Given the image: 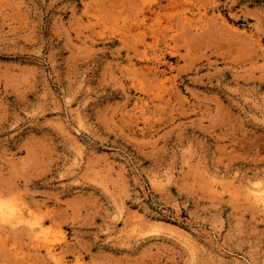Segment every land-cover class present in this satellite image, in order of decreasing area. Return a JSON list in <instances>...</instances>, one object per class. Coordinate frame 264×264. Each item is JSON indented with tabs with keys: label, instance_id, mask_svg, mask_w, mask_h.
Returning <instances> with one entry per match:
<instances>
[{
	"label": "rangeland",
	"instance_id": "obj_1",
	"mask_svg": "<svg viewBox=\"0 0 264 264\" xmlns=\"http://www.w3.org/2000/svg\"><path fill=\"white\" fill-rule=\"evenodd\" d=\"M201 2L0 0V205L66 264H264L247 196L264 189V0ZM143 3L164 9L130 31ZM179 27L204 49L149 62L169 92L127 71ZM38 235L0 220V264H58Z\"/></svg>",
	"mask_w": 264,
	"mask_h": 264
},
{
	"label": "bare ground",
	"instance_id": "obj_2",
	"mask_svg": "<svg viewBox=\"0 0 264 264\" xmlns=\"http://www.w3.org/2000/svg\"><path fill=\"white\" fill-rule=\"evenodd\" d=\"M143 1V0H142ZM146 1V0H145ZM166 1V0H165ZM170 1V0H169ZM200 1V3L202 4V2H201V0H199ZM164 2V1H163ZM192 2V1H191ZM146 3V2H145ZM170 3V2H169ZM197 4V3H196ZM216 4V3H215ZM200 5V4H199ZM141 6V5H140ZM201 6V5H200ZM216 6V5H215ZM141 8V7H140ZM136 8L134 7V10H135ZM164 9V6H163V4L162 3H159L156 7H154V6H152V5H148V6H145L144 5V3H143V7L138 11V16H139V19H140V17H143V18H141L138 22H137V26H136V28H134V27H130L129 29H130V31H132V30H134V29H137V30H141V29H145L146 28V26H147V22L148 21H150V20H152V17H159L160 16V13H161V11ZM136 10H138V9H136ZM197 10V9H196ZM208 10V9H207ZM199 12L197 13V12H195V13H197L198 14V17H199V21H197V19L195 18V21H197V22H202V20L204 19V16H206V14L207 13H205V14H202L203 12H201V10H198ZM137 12V11H136ZM135 12V13H136ZM204 12H207V11H204ZM131 14H132V12H130ZM134 13V12H133ZM134 13V14H135ZM188 13V11L186 12V13H182V15H181V23L183 22V23H185V24H189L190 26H192L193 24H194V27L196 26L195 25V23H197V22H193L192 20H193V18L191 19L190 18V14L188 15L187 14ZM193 13V12H192ZM130 14V15H131ZM141 15V16H140ZM192 15V14H191ZM193 15H196V14H193ZM132 16H135V15H132ZM174 16V15H173ZM214 16V15H213ZM213 16H212V19H213ZM129 18H131L130 16H128ZM171 16H169V18H170ZM193 17V16H192ZM197 17V16H196ZM197 17V18H198ZM210 16H208V18H209ZM172 18V17H171ZM170 18V19H171ZM174 18V17H173ZM207 18V19H208ZM218 18H220V17H218ZM118 20V19H117ZM179 20L177 19V22H179ZM209 20V19H208ZM205 22H207L206 20H204ZM211 21V20H210ZM210 21H208V22H210ZM130 22V21H129ZM172 22V21H171ZM176 22V23H177ZM204 22V24H206ZM214 22H217L216 20L214 21ZM162 23V22H161ZM175 23V24H176ZM181 23H179L180 24V26L182 25ZM171 24H173V23H170V27L172 26ZM178 24V25H179ZM198 24H200V23H198ZM203 24V25H204ZM125 25V24H124ZM160 25V24H159ZM189 25H188V27H189ZM201 25V28H199V27H197L196 26V28H195V30L198 32H200L202 29L204 30V29H206L207 30V28L205 27H202V24H200ZM200 25H198V26H200ZM207 25V24H206ZM205 25V26H206ZM186 26V25H185ZM185 26H183L182 25V27H183V29L185 28ZM208 26H210V24H208ZM182 27L180 28L179 27V30H174V33L172 34L171 33V35L169 36L168 35V33L170 32H168L167 33V31L166 32H163V31H161L162 33V35H161V37H163L162 38V40L164 41V44H165V48H163L162 46H161V38L157 35V34H155V31H153L154 33H153V39H154V44L153 45H151L150 47L151 48H153V50H154V54H153V56L154 57H151L150 55H149V52H147V49L148 48H145V50H144V52L142 53L143 55L141 56V61L143 62V63H145V64H147L144 68H141V69H137V64H134V62H132L129 66H128V68H127V71L130 73V71H135V72H137V71H144V70H147L148 71V74H149V76H151V79H152V81H151V79H150V81L151 82H153V85L154 84H156L157 86H158V89H164L165 87H166V81L168 80V81H171L170 79L171 78H167L166 77V75H165V73L164 72H162V71H159V69H160V67H159V69L156 67V65L154 66V67H151L150 66V61H152V59H154L155 60V62H157V60L159 61V62H163V61H165L166 60V58H167V56H171V57H181L182 59H185V54L183 55V53L182 52H180V50H181V48L183 47V48H185V50H186V52L187 53H189V51L188 50H190L189 48H190V45L192 44V42L188 39V37L190 38V37H192V40H193V43H196L195 45L197 46L196 48H200V44H198L197 42H198V39L200 40V38L198 37V35H199V32L197 33V40H196V36L194 35V36H191V35H193V34H191L190 32H191V30L194 28H192L190 31H189V33L191 34H188V35H190V36H188L187 38H186V36L184 35L185 34V32H182V33H179V31H180V29H182ZM187 27V26H186ZM176 28H177V26H176ZM169 29H171V28H169ZM186 29V28H185ZM190 28H188V30H189ZM168 30V29H167ZM188 30H186L187 32H188ZM205 30V31H206ZM182 31V30H181ZM185 31V30H184ZM204 31V32H205ZM202 32V31H201ZM200 32V33H201ZM206 32H208V31H206ZM205 32V33H206ZM195 33V34H196ZM202 34H203V32H202ZM202 34L201 35H199L200 37H201V39H202ZM126 36V35H125ZM203 36H205V34L203 35ZM130 37H133V36H130ZM168 37H170L169 39H170V41H173V45H171V44H168ZM193 37H194V39H193ZM126 38H127V36H126ZM130 38H129V36H128V40H129ZM132 39V38H131ZM136 39V38H135ZM152 39V40H153ZM128 40H124V41H128ZM194 40H196L197 42H194ZM203 40H204V38H203ZM131 41V40H130ZM129 41V42H130ZM133 41V40H132ZM190 41V42H189ZM200 42V41H199ZM128 43V42H127ZM170 43V42H169ZM137 45V44H136ZM136 45L134 46L135 48H136ZM141 46V45H140ZM146 47H149V46H146ZM149 47V48H150ZM194 47V46H193ZM143 48V47H142ZM202 48V47H201ZM200 48V49H201ZM132 49H133V47H132ZM131 49V50H132ZM193 49V48H192ZM199 49V50H200ZM202 49H204V48H202ZM128 50V49H127ZM134 51H135V49H133ZM152 50V51H153ZM133 51V52H134ZM195 51V50H194ZM205 51V50H204ZM137 52L138 51H136V52H134V53H136V55H138L137 54ZM185 52V51H184ZM185 52V53H186ZM202 52V51H201ZM129 53V52H128ZM140 53H141V51H140ZM186 53V54H187ZM205 53V52H204ZM127 55V54H126ZM189 55V54H188ZM191 55V54H190ZM189 55V56H190ZM201 55H203V54H201ZM128 56V55H127ZM188 56V57H189ZM134 57V56H133ZM191 57V56H190ZM189 57V58H190ZM194 57V56H193ZM186 58H187V56H186ZM195 58V57H194ZM203 58H204V56H203ZM208 58V57H207ZM206 58V59H207ZM174 59V58H173ZM191 59V58H190ZM189 59V60H190ZM136 60H138V59H136ZM186 60V59H185ZM184 60V61H185ZM193 59H191L190 61H188L189 63L192 61ZM135 61V60H134ZM140 61V60H139ZM195 62H197V60L195 59ZM140 64V63H139ZM153 64V63H152ZM156 64V63H155ZM160 64V63H159ZM162 64V63H161ZM169 64V63H168ZM183 64H185V63H183ZM186 64H187V61H186ZM185 64V65H186ZM158 65V64H157ZM165 65V64H164ZM191 65V66H190ZM192 65H194L193 63H191V64H189V66L190 67H192ZM187 66V65H186ZM171 67V66H170ZM180 68V67H179ZM126 69V68H125ZM165 69V68H164ZM172 69V68H171ZM185 69V68H184ZM189 69V68H188ZM191 69V68H190ZM189 69V70H190ZM161 70V69H160ZM163 70V69H162ZM135 72L134 73H132L133 74V76H135L136 77V75L139 73H136L135 74ZM140 72V73H141ZM145 72V71H144ZM188 72V71H187ZM126 73V72H125ZM146 73V72H145ZM145 73H143L142 75H144ZM128 74V73H127ZM135 74V75H134ZM141 75V76H142ZM145 75H147V73L145 74ZM160 76H163L164 78H165V80H163L162 78V80H160L159 79V77ZM170 76V75H169ZM139 77H140V75H139ZM139 77H137V79H135L133 82H135L136 83V85L138 84V85H140V86H138V87H140L139 89H141V91L142 92H146L147 94H148V92L150 91V90H152L153 91V89H155V86L153 87H151V84H150V87H151V89H149V87L147 88V89H149V91H147V89H145V85H144V83L142 82V81H144V80H141V78H143V77H141V78H139ZM179 77V76H178ZM177 77V78H178ZM146 78H149V77H147L146 76ZM146 78H144V79H146ZM176 79V78H175ZM147 80V79H146ZM173 80V79H172ZM167 81V82H168ZM132 82V83H133ZM147 82V81H146ZM148 83V82H147ZM170 84H171V82H169ZM172 83H176V82H172ZM169 85V84H168ZM156 86V87H157ZM171 86H174V85H172L171 84ZM133 87H136L135 85H133ZM175 87V86H174ZM153 88V89H152ZM167 88H169V86H167ZM169 89H171V88H169ZM168 89V90H169ZM144 90H146V91H144ZM157 89H155L154 91H156ZM165 91H167V92H169L167 89H164ZM164 90H162V91H160L159 93L161 94V92H163ZM158 91V90H157ZM157 91H156V93H157ZM164 91V93L166 94L167 92H165ZM171 91V90H170ZM163 94V93H162ZM169 94V93H168ZM150 95V94H149ZM159 95V94H158ZM170 96H171V94H170ZM155 97H158L157 96V94H155ZM162 97V96H161ZM147 98V97H146ZM149 99V98H148ZM143 100V99H142ZM143 102H147V101H143ZM139 103V102H138ZM142 104V103H141ZM140 104V105H141ZM144 104V103H143ZM146 104V103H145ZM147 104H149V103H147ZM136 106V105H135ZM138 106V105H137ZM148 106V105H147ZM144 107H145V105H142L141 106V108L139 109L140 111H141V113L143 114V115H145V110H144ZM139 108V107H138ZM147 108V110L149 109V107H146ZM148 112V111H147ZM141 114V115H142ZM147 114V113H146ZM248 199H250L256 206H258V207H260V208H262V209H264V189H260V188H253V189H251L249 192H248ZM0 220L3 222V221H5V222H10V224H13V225H20V224H27L28 225V227H30L31 229H33L34 231H38L39 232V235L35 238V240H34V242H35V244H37V245H40L41 247H43L44 249H45V252H46V254H48L49 256H51L58 264H66L67 263V261L65 260V258L63 257V256H61L60 255V253L57 251V249H56V247H55V245H54V241L52 240V238L50 237V230L49 229H46L45 228V226H44V223L43 222H41V221H33L32 220V218H31V216L30 215H27L25 212H23L22 210H20V209H18V208H14V207H3V206H1L0 205ZM57 240V239H56ZM55 240V241H56Z\"/></svg>",
	"mask_w": 264,
	"mask_h": 264
}]
</instances>
